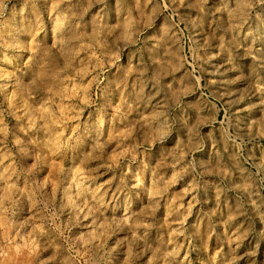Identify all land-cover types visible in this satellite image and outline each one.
I'll return each mask as SVG.
<instances>
[{
	"label": "rangeland",
	"instance_id": "1",
	"mask_svg": "<svg viewBox=\"0 0 264 264\" xmlns=\"http://www.w3.org/2000/svg\"><path fill=\"white\" fill-rule=\"evenodd\" d=\"M0 264H264V0H0Z\"/></svg>",
	"mask_w": 264,
	"mask_h": 264
},
{
	"label": "bare ground",
	"instance_id": "2",
	"mask_svg": "<svg viewBox=\"0 0 264 264\" xmlns=\"http://www.w3.org/2000/svg\"><path fill=\"white\" fill-rule=\"evenodd\" d=\"M219 28H220V27H219ZM217 29H218V28H217ZM224 29H225V28H224ZM226 41H227V40H226ZM234 41H235V40H234ZM231 43H232V42H231ZM223 50H224V49H223ZM222 56H224V55H222ZM229 64H230V63H229ZM229 66H230V65H229ZM227 67H228V65H227ZM227 67H226V68H227ZM231 93H232V92H231Z\"/></svg>",
	"mask_w": 264,
	"mask_h": 264
}]
</instances>
